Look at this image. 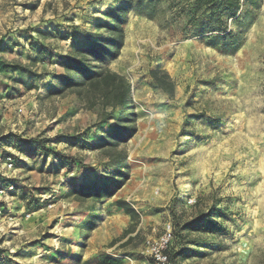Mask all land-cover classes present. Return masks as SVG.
I'll list each match as a JSON object with an SVG mask.
<instances>
[{
  "label": "rangeland",
  "instance_id": "obj_1",
  "mask_svg": "<svg viewBox=\"0 0 264 264\" xmlns=\"http://www.w3.org/2000/svg\"><path fill=\"white\" fill-rule=\"evenodd\" d=\"M119 1L0 0V58L33 72L0 69V153L15 161L4 180L15 185L6 207L20 222L0 235V260L72 264L81 254L97 263L95 248L81 238L82 220L97 213L98 239L120 237L131 223L114 203L121 197L137 206L140 233L125 247L108 242L101 249L122 264H152L147 239L165 222L175 227V219L190 222L212 207L224 213L217 220L224 231L174 239L171 250H191L174 264H264V0H244L248 18L229 21L236 50L208 45L210 33H196L190 19L199 0H144L143 13L133 10L121 56L107 64L131 81L139 114L138 133L125 146L130 179L100 203L67 197L70 187L111 170L90 144L113 120L99 126L101 106L89 110L72 92H50L61 58L87 32H98L94 19L105 20ZM153 66L174 79V99L152 83ZM26 213L33 214L25 220Z\"/></svg>",
  "mask_w": 264,
  "mask_h": 264
},
{
  "label": "trees",
  "instance_id": "obj_2",
  "mask_svg": "<svg viewBox=\"0 0 264 264\" xmlns=\"http://www.w3.org/2000/svg\"><path fill=\"white\" fill-rule=\"evenodd\" d=\"M144 0H121L110 6L105 12V20L94 19V26L98 32H87L80 43L72 45L68 54L61 58L63 72L56 76L59 84L52 88L51 94L62 95L72 92L86 109L101 106L99 126L113 120L109 129L98 128L93 132L94 150H100L108 159L111 169L101 180H93L88 183L78 184L67 190V197H72L78 202L94 200L102 202L113 198L130 179V164L126 144L138 133V110L132 97V83L129 78L107 66L109 62L117 60L122 53L126 42L125 25L133 10L143 13ZM203 9L199 16V10ZM244 0H199L197 7L190 19L194 23L196 33H210L207 43L211 46H232L234 50L239 47L238 35L229 29V21L246 20L250 13L244 11ZM245 23V22H244ZM251 22L245 25L249 26ZM102 31V32H101ZM216 33V34H215ZM0 69L7 72H21L27 75L33 72L22 62L8 61L0 58ZM152 83L161 90L168 99L176 96V83L166 69L153 66L149 69ZM10 142V135L4 137ZM36 143L37 141H31ZM30 144L29 142H27ZM20 147L22 145H19ZM37 148H45L41 142ZM61 157L58 152H52ZM78 160L70 158V163ZM115 205L124 214L130 217L131 223L123 231L122 235L111 241L110 245L120 242L122 247L129 245L140 230L139 211L125 198H117ZM94 207V206H92ZM224 213L212 207L207 212L199 213L192 221L182 222L175 219L174 239H184L193 232H219L224 231L217 222ZM84 222L80 231L81 238L87 240L97 225L99 215L92 213ZM169 249L171 261L180 255L190 254L186 250ZM70 255V251L67 252ZM72 264H92L84 260L81 254L73 256ZM94 264H122V261L107 253L97 255V263Z\"/></svg>",
  "mask_w": 264,
  "mask_h": 264
},
{
  "label": "built area",
  "instance_id": "obj_3",
  "mask_svg": "<svg viewBox=\"0 0 264 264\" xmlns=\"http://www.w3.org/2000/svg\"><path fill=\"white\" fill-rule=\"evenodd\" d=\"M15 169V161L12 156H3L0 153V235L6 233V227H14L20 225L19 219L12 212L10 198L15 190L13 182L4 184V180L8 179V172ZM190 202H194L191 199ZM33 213H26L24 219L27 220ZM18 229V227H17ZM156 229V228H155ZM174 240V226L168 221L165 222L161 233L149 238L145 242L144 253L150 257L152 264H174L169 255V249ZM0 264H13L6 260H0Z\"/></svg>",
  "mask_w": 264,
  "mask_h": 264
},
{
  "label": "crops",
  "instance_id": "obj_4",
  "mask_svg": "<svg viewBox=\"0 0 264 264\" xmlns=\"http://www.w3.org/2000/svg\"><path fill=\"white\" fill-rule=\"evenodd\" d=\"M125 199L128 200V198H125ZM134 207L138 210L137 206H134ZM118 211H120V210L118 209ZM121 213L124 216L125 222L130 221V217L128 215L124 214L123 212H121ZM87 219H88V216L84 217L82 222H85ZM99 228H100V226L96 225L95 229L91 232V235H90V237L88 238V241H87L89 243V245H90L88 248H90L92 252L94 251L93 248H95V253L93 252L94 254H91V256H90L91 258L96 257L100 252H103V250L101 249L102 248L101 246L103 244L111 242L113 239H115L117 237V234H114L112 236V234L109 232V233L103 235L100 239H98L97 232H98ZM75 244L77 245L78 243H75ZM116 244H114V245H116ZM111 248H113V247L108 248L106 251H109Z\"/></svg>",
  "mask_w": 264,
  "mask_h": 264
}]
</instances>
